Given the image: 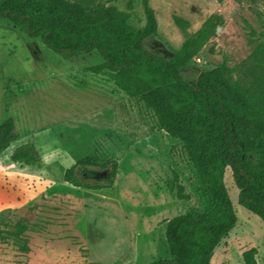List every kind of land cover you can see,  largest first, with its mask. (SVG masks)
<instances>
[{"label": "rangeland", "instance_id": "1", "mask_svg": "<svg viewBox=\"0 0 264 264\" xmlns=\"http://www.w3.org/2000/svg\"><path fill=\"white\" fill-rule=\"evenodd\" d=\"M70 1L113 5L129 14L130 25H144L140 0ZM149 4L157 33L142 45L164 59L183 40L173 16L188 21L190 33L211 14L224 20L222 29L181 70L189 85L223 58L230 68H245L264 31V16L246 3ZM243 20L256 35L249 34ZM100 61L95 52L62 59L0 18V122L12 117V146L32 140L41 160L37 166L20 167L9 161L10 150L0 156V264H148L168 259L165 221L185 213L203 214L212 204L181 143L157 128L140 99L117 91L113 73L84 71ZM94 151L100 159H116L113 186L92 191L64 183V170ZM102 174L95 168L89 172L92 179ZM173 174L188 200L177 199ZM223 183L237 222L215 247L209 264H243L242 254L249 249L256 250V264H264L262 222L238 204L229 170ZM18 222L27 226L21 239L11 235Z\"/></svg>", "mask_w": 264, "mask_h": 264}, {"label": "trees", "instance_id": "2", "mask_svg": "<svg viewBox=\"0 0 264 264\" xmlns=\"http://www.w3.org/2000/svg\"><path fill=\"white\" fill-rule=\"evenodd\" d=\"M214 1L220 4L225 0ZM231 1L246 3L256 15L264 16V0ZM140 4L142 28L130 25L129 14L113 5L70 0H0V18L27 37L39 39L62 59L97 53L101 61L84 71L93 75L113 73L115 89L129 99H140L157 128L181 143L212 204L203 214L185 213L166 220L169 258L148 264H209L213 250L237 222L223 183L227 170L238 191V204L257 216L264 227V31L258 34L260 39L245 68H230L223 58L189 85L180 72L222 29V16L209 15L192 33L188 32V21L173 16L183 40L164 59L143 48V41L156 35L157 21L149 0H140ZM243 23L251 36L256 35L246 21ZM15 136V122L5 116L0 122V156L10 150L12 164L39 165L35 143L27 140L12 146ZM92 168L104 174L92 179ZM117 171L116 159H100L94 151L66 168L62 179L74 188L101 190L113 186ZM173 183L177 199L188 200L176 174ZM14 227L11 235L21 239L27 226L18 222ZM25 243L23 240L22 250L26 252ZM255 256L256 250H246L243 264H256Z\"/></svg>", "mask_w": 264, "mask_h": 264}]
</instances>
